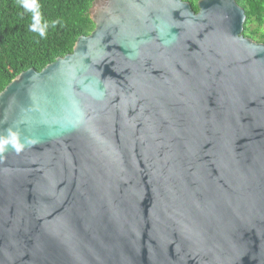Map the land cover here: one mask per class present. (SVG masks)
<instances>
[{
    "label": "water",
    "instance_id": "obj_1",
    "mask_svg": "<svg viewBox=\"0 0 264 264\" xmlns=\"http://www.w3.org/2000/svg\"><path fill=\"white\" fill-rule=\"evenodd\" d=\"M197 7L93 0L0 93V264H264V44Z\"/></svg>",
    "mask_w": 264,
    "mask_h": 264
},
{
    "label": "trees",
    "instance_id": "obj_2",
    "mask_svg": "<svg viewBox=\"0 0 264 264\" xmlns=\"http://www.w3.org/2000/svg\"><path fill=\"white\" fill-rule=\"evenodd\" d=\"M194 13L200 0H182ZM0 0V93L18 75L42 71L58 58L72 53L80 37L89 36L94 24L89 18L93 0ZM246 17L243 36L264 44V0H235ZM44 35H40V31Z\"/></svg>",
    "mask_w": 264,
    "mask_h": 264
},
{
    "label": "clouds",
    "instance_id": "obj_3",
    "mask_svg": "<svg viewBox=\"0 0 264 264\" xmlns=\"http://www.w3.org/2000/svg\"><path fill=\"white\" fill-rule=\"evenodd\" d=\"M22 5L25 9H33L35 7L34 3L30 0H22ZM40 35L43 36L44 32L41 30ZM11 146L17 153H19L25 146L21 143L15 133H11L8 138H0V152H3L7 146Z\"/></svg>",
    "mask_w": 264,
    "mask_h": 264
}]
</instances>
